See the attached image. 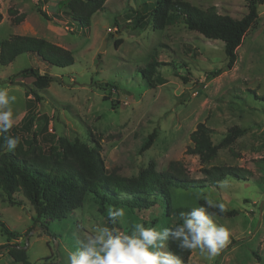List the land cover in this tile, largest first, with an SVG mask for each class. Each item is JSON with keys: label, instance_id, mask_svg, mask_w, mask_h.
<instances>
[{"label": "rangeland", "instance_id": "1", "mask_svg": "<svg viewBox=\"0 0 264 264\" xmlns=\"http://www.w3.org/2000/svg\"><path fill=\"white\" fill-rule=\"evenodd\" d=\"M59 1L0 0V41L12 35L45 38L71 50L75 57V63L65 68L29 53L19 55L8 66L0 63V88H7L17 98L12 105L14 133L28 144L48 119V131L37 137L41 143L47 145L42 137L48 133L72 142L98 143L107 169L126 177L152 163L158 171L182 169L191 179L205 178L204 169L212 166L243 169L246 180L228 177L230 187L225 190L217 184L172 190L176 206L199 207L204 205L203 197L211 194L228 211L237 212L225 216L217 209L209 210L215 213L214 222L229 230V240L214 257L193 249L187 264H264V4L258 7L257 24L237 49V61L228 68L221 40L187 29L183 21L154 29L150 11L156 0H108L86 29L59 12ZM187 1L202 9L215 6L220 14L236 19L248 13L245 0ZM137 12L147 14L150 22H138ZM117 39H123L119 48ZM154 56L160 64L154 80L147 82L141 69ZM31 67L55 77L42 90L40 101L28 96L34 78L18 75ZM108 81L119 89L104 85ZM30 115L35 123L29 133L21 126ZM200 122L211 129L214 143H220L236 126L243 134L203 164L189 150L191 134ZM150 137L153 141L147 149ZM15 199L21 204H10L0 190V219L21 235L8 241L0 227V246L9 245L0 249V264H21L8 254L14 246L25 249L32 264H67L68 253L85 235L109 227L91 195L70 219L52 223L45 216L36 221V211L22 191L15 193ZM118 207L126 215L115 229L124 234L136 223L158 228L174 224L159 205Z\"/></svg>", "mask_w": 264, "mask_h": 264}, {"label": "trees", "instance_id": "2", "mask_svg": "<svg viewBox=\"0 0 264 264\" xmlns=\"http://www.w3.org/2000/svg\"><path fill=\"white\" fill-rule=\"evenodd\" d=\"M107 1L61 0L57 3V8L62 15L69 17L70 22L77 23L80 29H86L91 26L94 14L105 9ZM245 1L248 13L236 19L230 15L220 14L215 6L202 9L187 0H156L150 11L151 23L154 29L163 30L183 21L187 29L197 31L208 39L221 40L224 43L227 66L232 68L238 59V47L246 34L257 24L258 7L264 4V0ZM39 10L46 19H51L45 11L41 8ZM135 19L138 22L143 19L146 23L150 22L148 15L140 12H137ZM122 43L123 39H117L115 46L119 48ZM25 53L37 54L39 59L51 66L65 68L75 63L71 50H65L45 38L12 35L0 41L2 66H8L19 55ZM154 53L157 54V50ZM158 64L160 63L154 56L152 61L141 69L147 82L154 80ZM18 75L22 78H34L28 96L32 95L33 100L36 101L42 100V90L55 80V77L41 74L32 67L21 70ZM183 79L187 78L183 77ZM104 85L119 89L110 81ZM32 103L33 101L29 99L27 105L31 107ZM43 118L47 119L45 116ZM34 121V115H30L21 129L30 133ZM47 122L48 119L38 132L32 134L28 144L20 138V144L14 153L3 152L0 148V190L10 204H21L20 201H16L15 193L22 191L36 211L37 222H40V218L44 216L48 217L51 223L70 219L71 214L83 205L87 196L91 195L110 228H118V222L112 224L108 220V207L119 205H126L131 209H149L159 205L163 207L167 217L174 219V224L170 226L174 227L182 223L180 214L187 213L191 209L174 205L173 189H205L209 184L215 185L228 177L244 181L247 178L246 171L238 167L212 166L204 169L205 178L191 179L182 169L170 167L168 170L158 171L153 163L137 175L121 176L107 169L98 143L89 144L79 140L72 142L65 137L54 138L55 135L50 133L42 137L47 145L41 143L37 137L40 133L48 131ZM14 129L15 126L8 133L0 134V146L4 144L7 136H18L14 133ZM211 133V129L200 122L191 134L193 146L189 150L197 155L203 164L214 160L221 148L233 144L243 134V129L237 126L231 128L220 143H214ZM151 139L152 137L146 145L147 149L152 144ZM222 215L235 216L237 212L232 209ZM0 227L8 241L21 236L16 231H11L1 219ZM44 227L47 231L50 229L47 225ZM5 247L9 245H2L0 249ZM167 249L179 256L184 264H187L192 254V250H180L176 243L171 241L168 242ZM24 250L14 246L7 251L15 263L32 264Z\"/></svg>", "mask_w": 264, "mask_h": 264}, {"label": "clouds", "instance_id": "3", "mask_svg": "<svg viewBox=\"0 0 264 264\" xmlns=\"http://www.w3.org/2000/svg\"><path fill=\"white\" fill-rule=\"evenodd\" d=\"M15 95L7 88H0V134L8 133L16 120L12 105ZM20 144L19 136H7L0 146L3 152L14 153ZM221 190L230 187L227 179L218 181ZM204 205L193 207L187 213H181L182 223L174 227H146L143 222L133 225L128 234L115 228L101 227L92 234L84 236L75 250L67 256V264H182L179 256L168 251V242L176 243L180 250L199 249L209 257L218 254L229 240V230L213 220L217 209L223 214L228 211L225 203L218 202L211 194L204 196ZM126 215L123 207H108V220L112 224L121 221Z\"/></svg>", "mask_w": 264, "mask_h": 264}]
</instances>
